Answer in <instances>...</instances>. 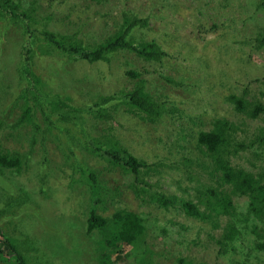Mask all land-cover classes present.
Here are the masks:
<instances>
[{"label": "rangeland", "instance_id": "obj_1", "mask_svg": "<svg viewBox=\"0 0 264 264\" xmlns=\"http://www.w3.org/2000/svg\"><path fill=\"white\" fill-rule=\"evenodd\" d=\"M36 2L41 6V14L50 15L47 29L70 34L79 31L80 37L90 43L99 42L107 32H114L122 11L129 10L148 19L150 25L142 31L143 36L155 39L168 53L163 63L144 61L129 51L121 52L110 62L67 60L46 45L41 46L45 55L35 54L34 61L44 74L46 93L72 91L73 103L79 104L82 101L93 103L119 92L130 81L126 75L128 69L142 72L147 79V89L161 96L175 113H168L159 122L150 124L125 113L126 106L119 105L118 112L110 111L114 115L112 121L100 122L78 113L80 121L92 135H111L139 160L155 164L160 174H148L146 180L158 185L156 191L188 197L182 191L188 188V193L196 200L194 188L209 184L208 175L199 169L193 176L200 174L201 178L193 177L180 163L183 156L197 155L204 159L195 148L197 134L210 130L213 121L220 117L239 118L226 101L231 92L248 89L264 101V50L255 49L254 41L264 25L263 8L257 10L258 0H155L156 4L148 0ZM31 3V0H22L26 9ZM35 14L39 21L41 16L37 10ZM26 26L25 19L12 21L0 17V121L4 125L0 130L11 133L1 139L5 148L24 155L30 153L28 164L20 173L7 171L5 176L16 186L9 189V193L40 206V215L14 221L18 226L23 224L20 228H25L35 241L29 240L30 251L33 244L39 249V255L31 262L97 264L94 258L99 236L97 232L87 234V220L95 204L96 213L104 217H111L118 210L144 217L146 244L152 249L155 264H178L180 257L191 264H247L248 259L253 264H264V252L256 248L255 234L243 230L229 243L228 251H222L219 245L222 231L212 227L215 216L206 221L189 219L179 208L167 210L149 199L143 200L131 187L135 176L121 167L111 168L80 144L68 152L70 149L62 150L56 140L43 141L32 124L21 123L20 127L13 128L22 109L16 104L8 105L10 96L3 98V95L8 83L18 82L19 78L13 73L23 61L22 46L28 38ZM8 92L11 94L12 90ZM3 101L5 106H1ZM39 117L42 120L40 113ZM180 145L187 148L180 149ZM244 152L233 156L232 161L248 167L250 156ZM78 163L99 173L98 180L104 185L102 201L95 203L88 187L77 178ZM0 200L6 202L5 197ZM16 203L2 206L8 209L3 216L4 223L11 228L9 221L13 219L8 213L21 209ZM237 205L238 211L245 210V200ZM43 221L47 225L39 224ZM183 224L187 228L182 227ZM20 228H12L19 231L11 230L10 235L21 240ZM129 260L122 262L131 264Z\"/></svg>", "mask_w": 264, "mask_h": 264}, {"label": "trees", "instance_id": "obj_2", "mask_svg": "<svg viewBox=\"0 0 264 264\" xmlns=\"http://www.w3.org/2000/svg\"><path fill=\"white\" fill-rule=\"evenodd\" d=\"M31 1L30 8L26 9L22 5V0H0L1 18L12 21L27 20L25 33L28 38L22 46L23 61L13 73L19 79L18 82L8 83L3 95V98L10 96L8 105L16 104L22 109L13 128L20 127L21 123L32 124L43 141L47 138L56 140V145L60 144L62 150L70 149L68 152L80 144L111 168L121 167L126 173L135 176L131 187L143 200L149 199L167 210L170 207L179 208L189 219L206 221L213 220L215 216L216 221H213L212 227L222 231L219 241L222 251L227 252L229 243L235 241L238 234L245 230L256 235V248L264 252V101L251 94L248 89H243L240 93L231 92L226 101L239 118L220 117L213 121L210 130H202L197 134L195 148L204 159L197 155L183 156L180 163L185 171L192 173V176L196 175L193 172H198L199 169L208 175L209 184L204 183L194 188L196 200L190 196L188 188H182L188 197L156 191L155 187L158 185L149 184L146 180L148 174L152 176L160 174L155 164L139 160L111 135H92L85 123L80 121L84 116L100 122L112 121L114 115L110 111L116 109L118 112L119 105L126 106L123 108L125 113L140 117L150 124L159 122L168 113H175L176 110L169 109L161 96H156L147 89V79L143 77V73L137 69H128L126 75L130 81L126 87L99 101L94 100L93 103L82 101L79 104L73 103L72 91L54 95L46 93L44 74L40 73V69L37 68L39 65L34 61L35 54L45 55L46 52L42 53L41 46L46 45L48 49L53 48L67 60L88 63L110 62L121 52L129 51L144 61L163 63L168 53L155 39L143 36L142 31L150 25L148 19L140 18L129 10L122 11L114 32H107L97 43H90L80 37L79 31L70 34L47 29L45 26L49 23L50 15L41 14L39 2ZM148 1L156 4L155 0ZM261 8L264 16V0H258L257 10ZM36 10L41 16L39 21L34 16ZM254 41L257 45L255 49L264 50V25L256 33ZM163 77L169 82L175 81L167 76ZM175 83L179 84L176 81ZM8 90H12L11 94ZM5 105L6 102L3 101L1 106ZM64 108L68 110L63 112ZM2 125L0 121V128L4 126ZM10 135L8 131L0 130V199L5 197L6 200V202L0 200V207L4 204L11 206L19 203L18 207L21 209L16 213H8V216L11 215L10 218L13 219L12 222L9 221V224L13 225L12 228H20L23 224L18 226L14 221L26 219L28 215L38 216L41 211L40 206L33 204L30 199H24V202L17 198L19 196L9 193V189L16 186L5 173L7 171L20 173L30 158V153L24 155L5 148L1 139ZM73 141L76 142L75 145ZM179 148L184 149L187 146L180 145ZM240 151H245L250 156L249 168L232 161V157L237 156ZM98 175L99 173L84 163L76 165V176L88 187L87 191L90 190L92 198L96 199L95 203L102 201L100 196L104 186L99 182ZM199 176L193 177L201 178ZM240 200H245L244 211H238L237 202ZM94 209L95 204L87 220V234L91 236L97 232L99 236L94 258L97 264H123L125 262L122 261L127 258L131 264H155L152 249L146 244L147 220L144 217L127 210H118L111 217H104L97 214ZM7 210L6 207L0 208V264H33L31 260L39 255V249L33 244V250L30 251L29 240L33 243L35 241H32L31 234L25 228H20L23 230H20L21 240L16 235H10L11 230L16 232L19 229H12L4 223L3 216H6ZM39 224L47 225L45 221ZM182 227L187 228L185 224ZM177 263L191 264L184 257H180ZM247 264L253 263L248 259Z\"/></svg>", "mask_w": 264, "mask_h": 264}]
</instances>
